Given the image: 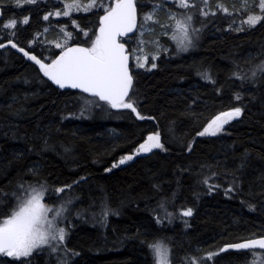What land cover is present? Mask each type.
<instances>
[{"label":"trees","instance_id":"obj_1","mask_svg":"<svg viewBox=\"0 0 264 264\" xmlns=\"http://www.w3.org/2000/svg\"><path fill=\"white\" fill-rule=\"evenodd\" d=\"M140 2L146 5L143 11L152 6L149 0ZM217 2L230 8L228 0H211L213 9ZM61 7L58 0H37L36 5L21 7L15 0H3L0 28L11 18L20 23L18 30L3 32L0 43L15 31L13 42L39 58L52 52L58 55L60 50L50 41L65 25L67 31L79 33L75 43L84 44L80 28L88 31L98 26V17L91 12L73 13L71 19L50 17L52 30L41 38L49 26L43 16ZM160 15L164 17L163 12ZM25 16L30 17L27 25L22 23ZM221 17L215 30L205 29L189 53L175 55L174 43L163 36L160 40L168 49L155 61L157 67H132V100L142 115L155 118L152 121L138 120L131 110L107 105L80 117L81 93L56 89L34 63L10 48L0 50V194L7 193L14 204L11 193L21 182L39 179L52 189L71 185L64 194L80 195L84 202L77 208L95 212V218L84 215L81 224L68 230L66 245L79 254L72 257V264H152L149 247L141 242L145 237L170 247L171 264H182L186 256L204 254L196 249L216 251L227 243L264 236V195L260 194L264 191V87L246 84L241 88L239 80L230 79L236 65L247 69L264 59V25L229 30L225 28L229 22ZM205 69L218 81L215 87H223V96L197 75ZM177 88L183 93H176ZM235 91L244 96L242 116L228 123L224 133L196 136L221 111L240 103L231 99ZM152 131L160 132L168 151L154 149L112 168ZM242 159L244 168L239 167ZM30 169H38V177ZM213 172L217 175L209 183L220 187L208 194L201 181ZM234 176L240 190L229 198L225 189ZM164 199L168 211L177 213L171 223L167 219L157 223L158 204ZM45 201L55 203L57 194L46 193ZM102 203L112 210L103 218L96 213ZM187 207L193 215L180 218L179 211ZM10 208L0 205V212ZM47 253H36L31 264H41L43 258H48L47 264H57ZM253 259L251 252L245 256L230 251L218 264H251Z\"/></svg>","mask_w":264,"mask_h":264},{"label":"snow or ice","instance_id":"obj_2","mask_svg":"<svg viewBox=\"0 0 264 264\" xmlns=\"http://www.w3.org/2000/svg\"><path fill=\"white\" fill-rule=\"evenodd\" d=\"M63 2V8L56 9L54 12H47L43 20L49 22V26L43 29L47 34L52 30L50 17L61 15L69 17L70 13L83 10L91 12L98 17V26L92 30L83 32L85 41L84 45L75 43L79 33L74 35L73 32L67 31L65 25L59 27L58 36H62V41L57 39L55 48L59 49V54L52 52L46 58H38L35 54L23 47H18L13 40L16 32L8 33V44L13 49H17L29 61L38 66L39 73L46 77L48 81L56 85L59 89H78L82 94L79 99L80 117H84L86 112L94 108H103L107 105L110 109H128L135 114L138 120L152 121L155 118L151 115H142L138 110L136 103L132 100V90L134 88V74L130 61L135 60L136 68H145L150 63L151 68L157 65L153 61L159 58L160 52L167 51V48L161 44L160 38L168 36L171 33V39H176L178 51H187L193 47L201 28L194 26L197 17L208 18L215 17L217 12H223L231 16L229 30L244 31L246 24L249 29L254 28L257 24L264 25V0H242L241 8L238 10L240 15L236 16L230 12L229 8L222 3H217L215 10L212 8L211 0H149L151 8L143 11L146 7L140 0H88L83 4L81 0H58ZM16 6L21 7L24 4L36 5L37 0H15ZM3 4V0H0ZM235 9V6H234ZM102 10V14L101 13ZM164 13L161 18L160 13ZM3 18V12L0 11V19ZM237 19L240 20L239 27H236ZM19 23L15 18L6 21L0 28V39H3V32L8 29L18 30ZM22 23H30V17L25 16ZM58 23V22H57ZM73 25L79 27L76 20L72 21ZM158 30V31H157ZM36 35H40L39 32ZM152 37L146 40L145 37ZM135 37V47H126ZM31 44V41L29 42ZM5 44L0 43V48ZM152 47L155 51L149 53L146 51ZM150 56V59H149ZM50 62H46L49 61ZM197 75L202 80L210 83L218 96H223V87H215L218 81L210 75V70H198ZM240 81V87L246 84L253 86L259 85L264 87V61L244 69L236 65L230 74V79ZM83 94H87L86 96ZM255 99V97H251ZM198 99V97H197ZM231 99L240 102L238 105L231 106L226 111H221L202 130L196 132V136L204 137L205 135L216 136L217 133L224 130V126L230 121L241 117L245 111L243 104V93L235 91ZM194 99L192 103H195ZM194 115V114H193ZM195 140H193V143ZM154 149L168 151L165 144L161 141V134L158 131L149 132L143 142L138 143L134 151L123 156L118 163H113L112 168L124 164L126 161L133 160L134 156L144 153H153ZM67 151V149H65ZM188 151H192V144L188 145ZM246 155L244 159H246ZM244 159H242L240 168H244ZM33 176L38 177V169L29 170ZM105 171L110 172V168ZM217 173L213 172L212 176H205L201 181L207 186L208 194L218 189L220 185H212L209 181ZM234 176L232 184L225 189V195L229 198L233 192L240 190L239 183ZM40 189V191L37 190ZM71 185H65L61 188H50L46 182L41 183L37 179L34 183L21 182L11 193L15 200H8V194H0V205L5 207L11 205L10 211L0 212V257L10 258L9 260H0V264H31L33 256L40 252L47 251L49 255H55L57 264H72V257L79 255L66 245L67 238V219L70 214L72 199H66L65 190L71 191ZM54 192L57 194V202L49 206L42 203V196L46 193ZM264 195V191L260 193ZM176 194H172V201H175ZM245 203V201H242ZM160 210L157 216V223L167 219L169 223L178 218L176 212L168 211V200H161L158 204ZM253 209L252 205H249ZM112 211L106 203H102L100 216L106 217ZM180 218L191 217L193 209L191 207L182 208L178 213ZM187 223V221H185ZM64 224V227L60 225ZM149 247L153 255L154 264H169L168 255L171 252L170 247L161 243L157 238L149 241L147 237L143 241ZM264 249V236L259 238L245 239L242 242L228 243L219 247L216 251H204L196 249L197 252H203L202 256L185 257L182 264H218V259L230 254V250L242 253L245 256L251 252L253 257L257 256L255 249ZM223 254V255H222ZM174 264V261H173ZM252 264H257L254 259ZM258 264H264V256L259 257Z\"/></svg>","mask_w":264,"mask_h":264},{"label":"rangeland","instance_id":"obj_3","mask_svg":"<svg viewBox=\"0 0 264 264\" xmlns=\"http://www.w3.org/2000/svg\"><path fill=\"white\" fill-rule=\"evenodd\" d=\"M228 1H229V4H230L229 11H230V12H234V14H235L236 16H239L240 13H239L238 10L241 8L242 0H228ZM64 2H70V0H64ZM81 2H82V1H81ZM105 2H107V0H105ZM197 2H199V0H197ZM60 3H62V7L60 8V9H62V8H63V2H60ZM87 3H88V1H86V2H82V5H83V4H87ZM217 3H220V2H217ZM217 3H216V4H217ZM235 3L237 4L236 6H235ZM234 6H235V9H234ZM215 8H216V7H215ZM215 8H214L213 10H215ZM55 10H56V9H55ZM55 10H54V11H55ZM54 11H52V12H54ZM77 12H85V11H83V10H80V11H75V10H73V11L70 13V16H71V14H73V13H77ZM220 15L223 16L224 19L227 20L229 23L231 22V16H228V15H226V14L223 13V12H217V15H216L215 17H213V16H209V18L212 17L211 20H209V18H206V19H205V18H203V17H199V16L197 17L194 26H195L196 28H201V23L203 22L204 27L202 28L201 32L199 33L198 39H196L194 46H193V47H190L187 51H178V50H177V41L180 40L181 37H180V36H177L176 39L174 40V39H171V38H170L172 34L169 33V35H168L167 37H168L169 39H171V41H172V42L174 43V45H175V53H174V54H175V55H183V54H187V53H189L190 51H192L193 48L195 47V45H196L197 43H199L200 39L203 38L205 29L207 30V29H209V28H212V31L215 30V27L217 26V24H216V26H215V22L219 23L220 21H222V17H221ZM64 17H65V16H63V15H61L60 17L52 16V18H58V19H60V18H64ZM239 25H240V20L237 19V21H236V27H239ZM47 27H48V26H47ZM225 28L228 29L229 26H226ZM246 28H248V26L245 24V25H244V29H246ZM58 31H59V28L56 30V37H55V39L52 40V41H50V43H51L52 45H55V42H56L57 39H60L61 41H62V39H63L62 36H58ZM157 31H158V30H157ZM213 33H214V32H213ZM44 37H46V34L43 32L42 35H41V38H44ZM151 38H152V37H149V36H146V37H145L146 40H149V39H151ZM161 44H162L164 47H166V48L168 49V47H167L165 44H163L162 42H161ZM129 45H130L131 47H135V37H133V39L130 41V44H129ZM54 47H55V46H54ZM146 51L149 52V53H151V52L155 51V49L152 48V47H148V48L146 49ZM160 53H161V52H160ZM3 54H6V51H4ZM149 59H150V56H149ZM155 61H156V60H155ZM155 61H153V62L155 63ZM262 61H264V59H263ZM131 65H132L133 68L138 69V68L135 67V60H134V59L131 60ZM139 69H152V68H151V64L148 63V64H146V67H145V68H139ZM174 91H175L176 93H179V94L183 93V89H179V88L175 89ZM92 111H93V109L90 110V111L88 112V115H89V116H91ZM220 133H224V130L221 131V132H219V133H217V135L220 134ZM37 190L40 191L39 188H37ZM72 193H73V192H71V193H67V194H64V196H65L66 199H68V198H71V199H72V204L70 205V207H71V211H70V214L68 215V219H67V229H66V230H67V234H68V230H69V228H70V227H73L75 223H76L77 225H78V224H81V223H79V222H80V221H81V222L83 221V220L81 219V217H84V215H85L87 218H89V219H91V218H95V212H93L89 207H88L87 209H85L84 211H80V208H77V204H78V203H82V202H84V201H83V198H81L80 195H78V194H76V193H73V194H72ZM56 202H57V201H56ZM56 202H55V203H56ZM42 203H44V204H46V205H49V206H51V205L54 204V203H47V202L45 201V194L42 196ZM100 212H101V211H98V212H96V213H97L98 215H100ZM83 213H84V214H83ZM97 214H96V216H97ZM98 220H100V219H98ZM60 226H61V227H64V224H61ZM161 243H162V242H161ZM163 244H164V243H163ZM47 254H49V253H47ZM261 254H262V256H263V253H260V251H259V252H257V256L254 257V259L257 260V264H258V259H259V257H261ZM50 257L53 258V259H56L55 255H51ZM152 257H153V255H152ZM9 259H10V258H7V257H0V260H9ZM168 259H169V264H171V262H170V254L168 255ZM254 259H253V260H254ZM253 260H252V261H253ZM56 262H57V259H56ZM47 263H48V258H47V259L43 258V259L41 260V264H47ZM152 264H154V260H153ZM251 264H252V262H251Z\"/></svg>","mask_w":264,"mask_h":264},{"label":"water","instance_id":"obj_4","mask_svg":"<svg viewBox=\"0 0 264 264\" xmlns=\"http://www.w3.org/2000/svg\"><path fill=\"white\" fill-rule=\"evenodd\" d=\"M0 11H1V8H0ZM1 20V19H0ZM4 44H5V47L4 48H0V50L1 49H5V48H10V49H12L13 51H15L16 53H18V54H20L21 56H22V58L23 59H25V60H27V61H29L26 57H24L23 56V54L21 53V52H19L17 49H13L12 47H11V45L10 44H8L7 43V41H5V42H3ZM77 44H79V43H77ZM81 46H86V45H84V44H81ZM18 47H20V46H18ZM127 47V46H126ZM26 50V49H25ZM30 54H34V53H32V52H30ZM39 58V57H38ZM30 62H32V61H30ZM32 63H34V62H32ZM130 63H131V61H130ZM37 66V65H36ZM37 68H38V66H37ZM42 74V73H41ZM46 80H47V78L46 77H44ZM48 81V80H47ZM53 87H55L56 89H58V90H61V91H63V90H71V91H75V92H78V93H80V90H78V89H59L56 85H54V84H52L51 83V81H48ZM83 95H87V94H83ZM231 122V121H230ZM229 122V123H230ZM227 125V124H226ZM225 125V126H226ZM224 126V127H225ZM259 237H261V236H259ZM259 237H251V238H259ZM246 239H250V238H246ZM243 240H245V239H243ZM243 240H240V241H237V242H242ZM232 243H235V242H232ZM228 244V243H227ZM230 251H234V250H230ZM255 251H261V252H264V249H259V248H257V249H255Z\"/></svg>","mask_w":264,"mask_h":264}]
</instances>
